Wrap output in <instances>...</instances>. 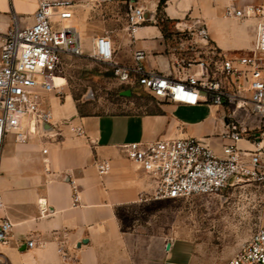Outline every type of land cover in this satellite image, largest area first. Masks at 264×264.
<instances>
[{"label": "crops", "instance_id": "1", "mask_svg": "<svg viewBox=\"0 0 264 264\" xmlns=\"http://www.w3.org/2000/svg\"><path fill=\"white\" fill-rule=\"evenodd\" d=\"M39 1L43 0H0V36L13 23L19 28L30 26ZM126 1L104 4V17L116 18L113 31H99L91 25L89 21L95 22L103 11L99 9L98 15L90 11V0H82L83 11L74 9L70 24L76 27L80 39L88 40V53L84 56L91 54L95 39L106 33L119 47L120 54L115 57L119 64L130 65L132 54L144 51L147 70L173 76L171 65L177 58L171 61L169 57L174 55L169 49V37L156 24L141 26L129 35L125 30ZM129 1L156 16L159 0ZM231 2L168 0L162 14L168 21L169 32L196 22L204 24L210 44L228 57L235 51L252 49L258 21L226 16ZM234 4L238 9L258 6L264 11V0H237ZM111 20L107 23L113 27ZM104 67L111 77L108 67ZM134 88H125L130 94L124 96L133 95ZM155 103L158 109L154 113H88L84 111L88 104L78 103L71 96L61 99L53 94L44 95L42 104L50 112L51 130L42 133L37 129L31 134L23 123L25 143L17 142L14 132L4 136L0 155V219H7L12 228L7 241L0 244V264H63L60 245L70 258H76L68 264H145L143 241H139L137 233L124 232L121 215L129 208L138 209L154 202L151 196L155 182L127 159L122 146L194 135L220 155L221 146L208 143L205 134L224 129L222 117L226 112L208 106V121L216 119V126L200 129L201 121H181L174 112L195 113L202 105L189 107L157 100ZM74 126L82 127L85 135L75 136L70 131ZM98 161L108 163L107 174H98ZM74 193L78 197L76 204ZM30 239L34 244L27 248L25 243ZM171 248L166 261H160L158 249V257L150 256L148 264H174L171 259L179 252H172ZM188 254L189 251L184 256Z\"/></svg>", "mask_w": 264, "mask_h": 264}, {"label": "built area", "instance_id": "2", "mask_svg": "<svg viewBox=\"0 0 264 264\" xmlns=\"http://www.w3.org/2000/svg\"><path fill=\"white\" fill-rule=\"evenodd\" d=\"M112 1L90 0V3L101 7ZM231 1L226 16L258 19L249 54L228 58L210 44L204 24L196 22L174 29L187 37L186 45L181 42L178 47L193 56L177 59L173 63L176 68L173 76L147 70L144 51H135L130 65L119 64L114 43L106 33L95 39L88 55L107 66L119 85L138 87L154 100L226 109L229 125L220 135L224 142L220 155L202 139L193 137L122 146L127 159L155 182L151 196L154 201L217 194L233 185L264 180V21L261 20L264 11L258 6L238 9L234 4L237 0ZM125 8V30L129 35L141 26L156 23L151 13L133 1L127 0ZM73 17L71 0L39 1L30 26L19 28L13 23L0 36V155L7 133L14 132L17 142H26L27 133L21 131L23 123L31 134L38 129L39 122L51 125V115L43 107L42 97L61 95L65 83L58 86L55 80L63 78L64 58L84 57L80 34L70 24ZM190 68L195 70L190 72ZM244 107L257 117L258 128L242 131L234 121V111ZM70 131L77 137L85 135L80 126L71 127ZM239 141H245L251 149L237 147ZM96 168L100 176L109 171L106 161L96 162ZM77 202L74 193L73 203ZM11 228L7 219H0V244L7 241ZM33 244L30 239L25 246L31 248ZM58 251L63 264L70 259L76 261L67 255L64 246L60 245ZM225 264H264V225Z\"/></svg>", "mask_w": 264, "mask_h": 264}, {"label": "rangeland", "instance_id": "3", "mask_svg": "<svg viewBox=\"0 0 264 264\" xmlns=\"http://www.w3.org/2000/svg\"><path fill=\"white\" fill-rule=\"evenodd\" d=\"M74 9L83 11L82 0H71ZM121 7V6H120ZM98 15L99 9L103 15L89 21L99 31H113L116 26V18L104 17V5L88 7ZM123 12V10H121ZM81 14V13H80ZM112 19L113 27L109 26ZM108 22V23H107ZM111 23V22H110ZM187 37L179 32H171L168 40L169 49L173 51L171 61L191 57L193 54L178 47L179 43H185ZM88 40L81 37L82 51L87 50ZM116 55L120 54L117 43H114ZM186 47V46H185ZM184 47V48H185ZM249 51H235L228 58L249 54ZM148 66V65H147ZM148 68V67H147ZM63 78L56 79L55 84L65 86L62 88L61 99L71 96L76 102L88 104L85 112L92 113H138L147 114L157 112L158 106L155 100L147 96L140 88L133 89V95H122L125 91L120 85L111 79L105 67L96 63L88 56L79 58H67L61 66ZM171 70L176 74V68L172 64ZM195 69L190 68L193 72ZM92 102L95 103L92 108ZM202 105L195 113H183L175 111L174 116L181 121H201L200 129L204 126H216L215 121H208V107ZM230 109L233 111L234 107ZM234 121L242 131L258 128V119L244 107L235 110ZM218 124V123H217ZM229 120L222 117L223 132L227 129ZM220 126V125H218ZM222 131L207 133L208 143L220 148L224 142L220 139ZM190 137L197 138L194 135ZM237 147L247 148L245 141L237 142ZM122 229L125 233H137L139 241H143L145 264H148L150 256L157 258L160 250V261H166L168 251L166 244L170 243L172 252H179L171 262L174 264H225L231 259L252 234L264 225V180L247 181L240 185L225 188L222 192L211 195H193L184 199L149 201L138 209L129 208L122 215ZM189 251V254L184 256ZM131 256V255H130ZM140 252L138 259H140Z\"/></svg>", "mask_w": 264, "mask_h": 264}, {"label": "trees", "instance_id": "4", "mask_svg": "<svg viewBox=\"0 0 264 264\" xmlns=\"http://www.w3.org/2000/svg\"><path fill=\"white\" fill-rule=\"evenodd\" d=\"M166 1H168V0H159V2H158L156 16H155V19H156L155 24H156V26L159 27V29L164 34V36L169 37L171 32H169V29H168V21L163 17V14H162V7L166 3ZM65 59H67V58H64L62 60V63H64ZM120 87H122L123 89L129 88V87H126L123 85H120Z\"/></svg>", "mask_w": 264, "mask_h": 264}, {"label": "water", "instance_id": "5", "mask_svg": "<svg viewBox=\"0 0 264 264\" xmlns=\"http://www.w3.org/2000/svg\"><path fill=\"white\" fill-rule=\"evenodd\" d=\"M130 94V91L129 90H126L122 93V95H129ZM38 129L42 132V133H48L50 130H51V125L49 124H45V123H42V122H39L38 123ZM170 248V243H167L166 244V247H165V250L168 251Z\"/></svg>", "mask_w": 264, "mask_h": 264}, {"label": "bare ground", "instance_id": "6", "mask_svg": "<svg viewBox=\"0 0 264 264\" xmlns=\"http://www.w3.org/2000/svg\"><path fill=\"white\" fill-rule=\"evenodd\" d=\"M56 85V84H55Z\"/></svg>", "mask_w": 264, "mask_h": 264}]
</instances>
